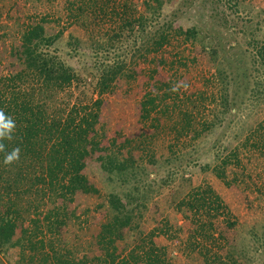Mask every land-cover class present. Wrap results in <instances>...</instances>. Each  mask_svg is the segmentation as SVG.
I'll return each instance as SVG.
<instances>
[{
    "label": "rangeland",
    "instance_id": "374dc122",
    "mask_svg": "<svg viewBox=\"0 0 264 264\" xmlns=\"http://www.w3.org/2000/svg\"><path fill=\"white\" fill-rule=\"evenodd\" d=\"M131 1L143 11V0ZM78 6L79 0H0V26L8 28L6 34L0 30V74L6 72L1 53L15 32L33 17H45V28L61 33L52 49L86 80V86L72 89L70 98L96 99L94 67L105 59L128 60L136 50L120 38L119 43L117 38L108 43L118 30L106 28V21L118 23L116 13L104 18L98 11L94 14V3L83 4V13ZM161 18L176 21L175 38L160 51L136 54L134 64L128 65V60L126 78L101 98L99 143L94 150L105 151L111 138L121 151L132 147L133 158L146 170L138 181L149 185L154 197L142 213L139 230L127 232L117 245L127 252L140 243L139 231L146 234L155 228L149 245L164 251L168 264H212L226 253L221 246L229 249L231 241L241 264H264V152L253 147L261 145L257 143L264 124V69L255 58L256 48L264 45V0H177L164 5ZM191 28L197 32L196 40L189 36ZM102 45L109 49H98ZM157 93L163 94L162 102L142 120L147 100ZM224 96L226 107L221 105ZM90 159L84 173L97 194H76L66 210V227L57 228L60 247L80 259L94 257V235L107 217L106 197L117 188L114 181L102 178ZM213 168L220 169L225 179ZM8 175L2 174L0 187ZM200 184L209 185L223 205L217 212L208 208L218 239L212 245L206 241L207 233L197 229L195 217L178 205ZM174 185L185 192L175 204L168 195ZM23 189L20 186L18 196L12 194L10 200L0 191L1 214L10 215L17 203L26 219L41 221L55 204L59 206L58 199L54 204L47 197L40 200L35 191L23 194ZM27 225V221L18 224ZM19 253L17 248L0 251V264H19Z\"/></svg>",
    "mask_w": 264,
    "mask_h": 264
},
{
    "label": "trees",
    "instance_id": "16d2710c",
    "mask_svg": "<svg viewBox=\"0 0 264 264\" xmlns=\"http://www.w3.org/2000/svg\"><path fill=\"white\" fill-rule=\"evenodd\" d=\"M79 1L77 10L80 13L86 10L83 6L86 3H94V14L98 11L104 18L116 13L118 23L109 18L106 21V28L110 30L115 26L114 29L118 30L108 43L115 38L118 43L119 38L124 43H131L136 51L128 59V65L135 63L136 54L162 50L178 33L174 27L176 21L161 18L164 5L177 0H143L142 12L131 0ZM76 4L72 3V6ZM88 8L91 9L88 12L93 13L92 7ZM45 23V17H33L15 32L11 45L4 47L1 53V63L6 72L4 75L1 70L0 74V110L16 123L13 139L3 143L6 151L19 147L20 159L4 165V153L0 152V183L3 173L11 174L3 181L4 187H0V191L10 200L12 194L18 196V189L22 186L23 194L29 196L35 191L36 195L41 194L40 200L47 197L54 204L55 199L60 202L49 211V217L41 221L26 219L17 203H13L10 215L0 213V251L19 249V264H132L135 260L140 264H168L166 253L149 245L155 236V228L146 234L139 231L140 243L127 252L117 245L127 232L139 230L142 213L148 209L147 204L153 197V189L138 181L141 173H146L144 165L133 158L132 147L126 152L121 151L114 138L110 139L105 151L101 148L94 150V144L99 143L101 98L110 92L114 83L126 78L128 60L121 56L116 62L110 63L105 59L104 63L95 66L91 81L97 98L88 102L78 98L72 101V89L86 86V80L80 79L52 49L61 33L48 31ZM3 29L6 34L8 28L0 26V30ZM189 33L190 38L196 40L195 28H191ZM98 49L105 52L109 48L102 45ZM255 58L264 69V45L256 48ZM226 98L224 96L221 103L225 107L228 103ZM162 100L163 94L159 93L148 99L140 118L147 120L156 109L155 104ZM261 129L263 134L257 143L261 145L253 144V147H260L264 152V124H261ZM88 157L94 161L102 178L114 181L117 188L106 197L107 217L99 223L94 235V257L86 255L80 259L65 247H60L62 238L57 228L66 227L69 218L66 210L76 194H97L84 173ZM213 170L219 178L225 179L220 169ZM181 187L174 185L169 189L168 195L175 200L173 204L185 193ZM179 200V208L184 209L182 212L195 217L197 229L202 234L207 233L206 241L209 240L211 245L218 241L208 208L215 212L222 208L219 195L209 185L200 184ZM22 221H27L28 225L18 226ZM15 235L17 237L13 239ZM230 244L229 249L220 245L226 253L216 256L212 264H241L240 255L231 250L232 241Z\"/></svg>",
    "mask_w": 264,
    "mask_h": 264
},
{
    "label": "clouds",
    "instance_id": "9594fccd",
    "mask_svg": "<svg viewBox=\"0 0 264 264\" xmlns=\"http://www.w3.org/2000/svg\"><path fill=\"white\" fill-rule=\"evenodd\" d=\"M16 129L15 120L0 110V152L4 153L3 164L11 165L20 159L19 147L13 148L11 151L5 150L4 141H11Z\"/></svg>",
    "mask_w": 264,
    "mask_h": 264
}]
</instances>
